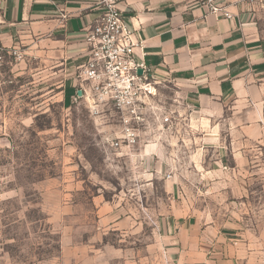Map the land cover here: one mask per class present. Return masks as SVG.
Listing matches in <instances>:
<instances>
[{"label": "rangeland", "instance_id": "1", "mask_svg": "<svg viewBox=\"0 0 264 264\" xmlns=\"http://www.w3.org/2000/svg\"><path fill=\"white\" fill-rule=\"evenodd\" d=\"M23 41L0 106V264H186L188 242L163 226L178 206L190 264H264V124L248 142L219 126L221 157L194 120L186 142L112 156L72 101L74 67Z\"/></svg>", "mask_w": 264, "mask_h": 264}, {"label": "crops", "instance_id": "2", "mask_svg": "<svg viewBox=\"0 0 264 264\" xmlns=\"http://www.w3.org/2000/svg\"><path fill=\"white\" fill-rule=\"evenodd\" d=\"M203 2L119 0V6L141 43L137 58L172 80L190 106V120L202 128L194 140L209 141L207 147L221 157L226 143L216 132L219 126L229 125L228 134L240 142L257 138L263 129L264 4L216 0L231 14L226 17L209 13ZM95 7L97 0H0V39L5 45L18 40L22 46L30 39L37 54H57L61 64L75 67L84 59L83 27L97 15ZM175 184H170L173 198L179 197ZM192 224L179 206L163 218L164 230L177 238L179 247L188 242L186 264Z\"/></svg>", "mask_w": 264, "mask_h": 264}, {"label": "built area", "instance_id": "3", "mask_svg": "<svg viewBox=\"0 0 264 264\" xmlns=\"http://www.w3.org/2000/svg\"><path fill=\"white\" fill-rule=\"evenodd\" d=\"M203 4L209 13L231 16L216 0ZM95 9L97 15L83 27L84 59L74 67L72 101L85 105L97 145L115 157H141L190 140V106L177 95L172 80L137 58L141 43L119 0H97ZM25 57L20 41L5 45L0 39V106L16 79L15 66ZM173 177L172 170L163 176L166 181Z\"/></svg>", "mask_w": 264, "mask_h": 264}, {"label": "water", "instance_id": "4", "mask_svg": "<svg viewBox=\"0 0 264 264\" xmlns=\"http://www.w3.org/2000/svg\"><path fill=\"white\" fill-rule=\"evenodd\" d=\"M139 74L141 73V69H138L137 71ZM81 91L80 90H77V94L80 95Z\"/></svg>", "mask_w": 264, "mask_h": 264}, {"label": "bare ground", "instance_id": "5", "mask_svg": "<svg viewBox=\"0 0 264 264\" xmlns=\"http://www.w3.org/2000/svg\"><path fill=\"white\" fill-rule=\"evenodd\" d=\"M150 146L146 147V152L150 151Z\"/></svg>", "mask_w": 264, "mask_h": 264}]
</instances>
